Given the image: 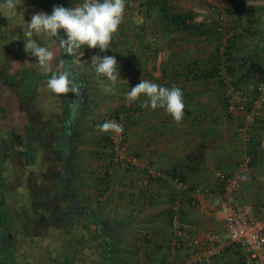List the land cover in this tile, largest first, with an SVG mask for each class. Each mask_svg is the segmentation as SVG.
Returning a JSON list of instances; mask_svg holds the SVG:
<instances>
[{
	"label": "crops",
	"instance_id": "0c3cea01",
	"mask_svg": "<svg viewBox=\"0 0 264 264\" xmlns=\"http://www.w3.org/2000/svg\"><path fill=\"white\" fill-rule=\"evenodd\" d=\"M125 3L123 22L107 53L116 57L120 79L114 94L105 93L103 99L125 118L124 162L113 163L106 175L102 174L107 190L103 191L104 199L98 207L89 204L92 210L82 205L80 209L87 211L83 219L67 208L64 198L58 207L56 197L55 217L65 224L57 231L46 227L48 212L44 207L33 209L35 217L27 214L28 218L22 211L0 217V264H57L54 256L71 254L70 245L64 244L74 243L70 238L64 242L61 236L74 230L85 236V241L78 240L81 249L73 259L75 264H167L170 260L176 264H245L241 249L229 241L226 218L231 203L223 194L218 175L233 172L250 154L253 162L244 176L248 179L243 181L236 201L251 205L256 215L264 210V109L251 126L250 141L244 142L237 124L228 116L213 69L215 62L225 59L220 48L226 46L236 84L250 93L259 88L258 77L249 79L243 64L255 61L264 69V0ZM164 11L192 16L193 20L187 21L190 28L173 26ZM222 14L226 20L220 33L217 26ZM240 30H244L242 34ZM141 79L182 90L185 115L180 124L164 109L153 111L141 107L140 101L126 99ZM261 81L264 84V78ZM104 83L110 85L107 78ZM44 146L43 150L48 147ZM60 152L58 149V155ZM131 156L137 157L133 166L126 163ZM36 182L39 187L41 179ZM204 188L210 192L194 193ZM14 189L13 193L19 194L16 186ZM18 198L25 197L17 195L19 206ZM25 201L24 207L32 208L34 204ZM176 201L180 203L184 237L182 248L174 253L171 205ZM78 204H82L80 200ZM10 206L6 201L4 211H10ZM48 236L54 237L53 243ZM90 238L96 247H91L94 253L84 256L83 249L88 247L84 243ZM192 245L201 260H192ZM95 248L99 252L95 253Z\"/></svg>",
	"mask_w": 264,
	"mask_h": 264
},
{
	"label": "rangeland",
	"instance_id": "374dc122",
	"mask_svg": "<svg viewBox=\"0 0 264 264\" xmlns=\"http://www.w3.org/2000/svg\"><path fill=\"white\" fill-rule=\"evenodd\" d=\"M81 3H83V0H58L57 2L58 6L62 5L64 8L75 7ZM31 9L34 14L43 12L51 15L47 7L43 4L31 7ZM4 16L3 13L0 16V19L4 18ZM26 21L27 20H24L23 24ZM4 30L5 29L0 30V71L3 73V76L12 73L18 68L43 72L37 67L36 58L31 56V53L25 51L24 44H22L19 39L13 41L12 38L6 36V31ZM11 30H9V33ZM61 35H63L64 39L67 38L63 31ZM35 38L40 46L47 47L54 52V58L59 55V48L56 47L57 43L54 42L53 39L43 35ZM20 47L22 48L20 49ZM101 53H104L103 56ZM107 53L108 51L101 52L99 49H88L87 46H82L75 58L77 62L74 66L78 71L76 73L80 74L82 77V88L83 91H85L84 98L79 100L81 103L78 104L79 107H77L78 115L75 116L74 114L76 110H71V113L73 114L72 128L70 131V133L72 132L71 136L73 138H71V140L73 141V146L71 151H69V154L71 155V160L69 162L71 164V169H65L68 170L67 179L71 178L72 183L71 185L69 184L71 189H68V191L73 193L75 197L73 202V206L75 207H81L84 205L86 208L91 209L89 204L98 207L100 203H102V199H104L103 191H105V193L107 191L104 189L106 182L102 180L101 176L102 174H105V171L107 172V169L109 171V169L113 167V163H119L116 161L113 152L111 142L112 133H102L97 127L98 125H102L106 120L114 119L117 123L121 119L118 109L115 108L116 106L111 107L109 106V103L103 100L105 98L103 87L106 85L104 83L106 78L102 77L103 75H98L95 72V65L91 64L93 56L104 57ZM1 58L6 63L9 61L7 66L2 64ZM54 62H57V59H53L51 64L53 65ZM249 79L254 78L249 77ZM217 81L223 90V83L221 80ZM259 84H262V82L260 81ZM257 89L258 88L253 90V93L249 92L250 96L257 95L255 94L258 93ZM25 92L26 90L24 87L19 88V86L14 83H4L0 80V97H2L0 98V131H3L0 132L2 133L0 134V163L1 161H6L7 163H10L11 161L13 163V165L3 163V166L6 167L7 170L6 175L10 177L7 185L9 190L8 193L5 194L4 200L10 201L11 206L9 207L10 211L8 210L7 212L0 209V217H10L13 213L20 211L27 212L26 217H28V215L30 217H35L36 212L33 211V209L37 211L39 207H44L46 212H48V219L44 220L46 227L53 231L56 229L55 231H57L59 227L65 225L61 220H58L55 217L57 208L55 207L54 202L56 200V195H59V184L57 181H53V178L55 177V174H57V168L51 167L49 164L45 166L42 164V161L44 158H46L47 161H50L46 155L53 154L55 157L56 154L54 153L58 154V151H54L55 148L48 152L42 150L45 147L44 145L51 147L52 142L57 137V133L53 134L48 129L52 124L51 121L54 119V116L58 115L60 112L61 114H64L62 113V104L60 102L62 100H59L60 97L63 96H58V99H56L54 97L56 95L52 93L45 83H41L39 89L36 91L33 89L34 94L31 97L23 96L22 94H25ZM7 132L21 136V139L27 143L34 140L33 142L39 150L38 153H40L37 160L34 162V159L30 156L26 159L24 154L19 157H14V155H12V148L21 150L22 147L17 143L5 141L4 135L8 134ZM40 155L42 156V160H40ZM55 158H57V156ZM38 162H40L41 165ZM60 167L63 169L62 166ZM39 178L41 179V183L38 187L36 179L38 181ZM93 178H95V180H93ZM42 180H46L47 183L45 181L44 183ZM43 183L44 185L42 187ZM15 186L17 188V191H15L16 193L23 195L27 201H30L32 205L34 204L32 208L24 207L25 205H23V203L26 201L25 199L22 200V198H18L21 200L19 206L15 203V198L19 195L13 193ZM45 193L46 197H44ZM79 200L82 204H78ZM40 201L41 204L39 203ZM43 201H45L44 205L42 204ZM63 201H65L68 208V200L63 199ZM29 207H31V205ZM61 214L62 212L60 213V216ZM8 223H10V221ZM37 223H39V220ZM2 232L3 230L0 229V233ZM74 232L71 234L70 232H65L64 234L66 235L61 237H64V242L70 238L72 239V242L76 244L69 242L64 244V242L58 241L60 245H70L69 252H71V254L64 253L61 256H54L57 264H75L73 259L78 255V249H81V245H77L78 240L80 241L83 239L82 242L85 241V236H81V232L78 230H74ZM53 238V236H48L49 243H53ZM112 238L114 239L116 237H113L112 235ZM84 244H87L88 246L85 248L83 247V250H85L83 252L84 256L88 252H93V248L91 247H96L91 238ZM94 251L95 253L99 252L96 248ZM57 253L61 254L59 252Z\"/></svg>",
	"mask_w": 264,
	"mask_h": 264
},
{
	"label": "clouds",
	"instance_id": "9594fccd",
	"mask_svg": "<svg viewBox=\"0 0 264 264\" xmlns=\"http://www.w3.org/2000/svg\"><path fill=\"white\" fill-rule=\"evenodd\" d=\"M3 6L9 11L16 9L15 0H3ZM126 10L125 0H83V3L64 8L54 6L51 15L43 12L32 15L31 22L27 24L24 32L25 51L36 58V65L43 72L52 71L51 62L54 52L47 47L40 46L34 39L36 36H46L58 42L59 47L72 58V64H76V56L82 46L88 49H99L106 52L110 49L118 29L123 22ZM63 30L66 39L59 33ZM91 64L95 65V72L103 75L110 82L105 86V93L114 94L115 85L120 79L119 65L115 56L105 55L103 58L93 56ZM64 60L60 61L59 69L52 72L47 81V87L57 96H66L69 93L81 96V89L75 83L74 72L65 69ZM125 82H127L125 80ZM128 83V82H127ZM143 97V99H141ZM129 102H141V107L153 111L164 109L173 119L180 124L185 115V103L183 92L178 87H163L152 81L141 79L126 94ZM102 133H123V127L113 120H106L97 126ZM247 180V177H241ZM218 202V201H217Z\"/></svg>",
	"mask_w": 264,
	"mask_h": 264
},
{
	"label": "built area",
	"instance_id": "2783aa9c",
	"mask_svg": "<svg viewBox=\"0 0 264 264\" xmlns=\"http://www.w3.org/2000/svg\"><path fill=\"white\" fill-rule=\"evenodd\" d=\"M226 20V15L222 14L219 18L217 30L223 33V24ZM243 33L242 30L239 31ZM220 53L225 56V59L219 62L217 78L223 83V98L226 104L228 116L237 124L238 133L244 142L250 141L249 133L251 126L255 122L257 115L264 109V84L259 85L257 95L250 96L249 92L237 85L234 75L229 68L230 64L227 62L226 46L220 48ZM221 56V57H222ZM125 118H121L117 123L123 127L122 134L112 133L111 142L116 161L124 162V145L127 140L126 122ZM114 121V119H111ZM137 157L131 156L127 165L133 166L136 164ZM253 159L250 154H247L239 162L237 169L231 173L218 175L219 183L222 186V191L227 200L231 203L228 208V215L226 218L229 241L237 245L244 255L245 264H264V210L258 215L253 214L251 205H241L236 201L238 194L243 186V179L250 170ZM201 192L209 193V188L196 189L195 194ZM192 205L195 206L194 196ZM171 225L174 231V243L172 250L176 253L183 246L184 231L181 222V211L179 201L171 205ZM213 241L214 237H209ZM214 242V241H213ZM192 260L199 261L202 256L199 254L197 247L190 246ZM175 257V256H174ZM167 264H176L170 260Z\"/></svg>",
	"mask_w": 264,
	"mask_h": 264
},
{
	"label": "trees",
	"instance_id": "16d2710c",
	"mask_svg": "<svg viewBox=\"0 0 264 264\" xmlns=\"http://www.w3.org/2000/svg\"><path fill=\"white\" fill-rule=\"evenodd\" d=\"M57 2H58V0H15L16 9L9 11L7 8H5L3 6V0H0V16L3 13L5 15L4 18L0 19V20H3V21H0V28H1L0 30L5 29L4 31H6V36L12 38L13 41H15L16 39H19V41L22 42V44H24V42L26 40V37L24 36V32L27 30L26 22H28V23L31 22V18L29 15H27L26 12L31 11L32 10L31 7L37 6L39 4H43L44 6L47 7L48 11L51 14L53 11V7L58 6ZM13 14L18 15V16L14 17ZM164 14L167 17L166 18L167 21H169L173 26L177 27L178 29H181V28L189 29L190 27L188 28L187 21L193 20V17L190 15H182V14H178L175 12L173 13V12H169V11H164ZM13 19H14V22H11ZM24 20H27V21L23 24ZM13 29H14V31H13ZM9 30H11L10 33H9ZM62 31L63 30H61V32L59 33L60 37H61ZM35 37H37V36L34 35L33 38L36 39ZM3 43H4V41H3ZM21 48L22 47H20V49ZM228 54H229V52L227 51V55ZM62 57H63L62 60H64V62H65L64 66L66 67V65L70 64L69 59L64 57V56H62ZM1 62L4 66H7L9 61L6 63L1 58ZM218 66H219V61L215 62V64H214L213 71H214L215 77H217ZM243 66L247 70L249 77H251V78L258 77L259 81H261L264 78L263 67L260 64L256 63L255 61H244ZM57 68H59V63L54 62L52 65V71H50L49 73L36 72V71H32L30 69H25V68H23V69L18 68L16 70H14L12 73L3 76V73L0 71L1 72L0 80H1V82H4V83L5 82L9 83V84L14 83L15 85H18L19 88L24 87L26 92H25V94H22V95L25 97H31L34 94L33 89H35V91L37 89H39L41 83H45L47 85V81H48V79H50L52 72L57 71L58 70ZM68 70H70V69H68ZM14 74H15V76H14ZM76 77H77V75H76ZM75 83L81 89V96L76 97L75 94L69 93L66 96L60 97L59 100H62V101H60L62 104V113H64V114H61V112L58 113V115H56L57 117H55V119L59 118L61 123L57 124V123L53 122L54 119H52V121H51L52 124L49 126V129H48L53 134L57 133V135L59 136V140H58L59 146H57V148H59L60 145L66 141L67 136H68L67 131L69 130V121L73 117V116H71L72 115L71 109H70L71 104L77 99L80 100L81 98H84L85 91H83V88H82L83 87L82 77L80 76L79 78H77V80L75 78ZM54 95H56V94H54ZM4 97H5V95H4ZM54 97L56 99H58L57 95ZM0 98H2V97H0ZM75 108H77V106H75ZM55 114H57V113H55ZM74 114H75V116L78 115L77 111H75ZM61 118H62V120H61ZM64 118H66V119H64ZM0 132H2V131H0ZM48 151H50L49 148L47 149V152ZM54 154H56V156L58 155L57 153H54ZM31 156L34 158L33 155H31ZM47 158L48 159L54 158V156H53V154H51V155L48 154ZM0 164H1L0 165V191H1L0 192V209H2V211H4V209L6 208V201L4 200V197H5V194L8 193V190H9L7 188V185H8L7 181L9 180L10 177L6 175L7 170H6V167L3 166L4 164L2 162ZM48 164L51 167H55L54 163H50V161H48ZM55 177H56V174H55ZM55 177L53 178V181H58V184L61 185L62 177H60V179H58V178L56 179ZM58 194L59 195H56V197H59V200L56 203H57V206L60 207V205L62 203V199H61L62 192L59 190ZM56 203L54 204L55 206H56ZM2 218H6V217L2 216L1 219ZM100 249H102V248H100Z\"/></svg>",
	"mask_w": 264,
	"mask_h": 264
},
{
	"label": "flooded vegetation",
	"instance_id": "af4514ba",
	"mask_svg": "<svg viewBox=\"0 0 264 264\" xmlns=\"http://www.w3.org/2000/svg\"><path fill=\"white\" fill-rule=\"evenodd\" d=\"M31 10V9H30ZM27 13V15H29L30 16V18L32 17V15H34V12L32 13V10L31 11H28V12H26ZM14 15V17H17L18 15H15V14H13ZM15 19V18H14ZM14 19L11 21V22H14ZM61 38H64L63 37V35H61ZM57 43V46L56 47H58L59 48V55L58 56H55V60L57 59V62H55V63H59L60 64V61L63 59V57L62 56H64V57H66V58H68L69 59V63L70 64H68V65H66V69H70L71 71H73L74 72V75H75V78H76V80H77V78H79L80 77V74H77L76 72H78L77 71V69H76V67L72 64V58L70 57V56H68L60 47H59V45H58V42H56ZM59 58V59H58ZM57 69H59V68H57ZM76 75H77V77H76ZM77 82V81H76ZM81 102L79 101V99H77V100H75L72 104H71V110L72 109H74V110H76V109H78V108H75V106H77L78 107V104H80ZM77 111V110H76ZM71 116H73V114L71 115ZM55 117H57V116H54L53 118H54V121L53 122H55V123H57V124H60L61 123V121H60V119L59 118H57V119H55ZM71 118V117H70ZM64 119H66V118H64ZM61 120H62V118H61ZM72 122H73V117L71 118V120L69 121V130L67 131V133H68V136H67V139H66V144H65V142L63 143V144H61L60 145V147L59 148H57V146H59V143H58V140H59V136L57 135V137H56V139H54V141L52 142V145H51V147H48L49 148V150L50 151H52V149H54V151H56V150H60L61 152H60V154L59 155H57V158H50V163H54V165H55V167L57 168V174H56V179L58 178V179H60V177H62V183H61V185H59V190L63 193L62 194V196L64 197V199H66V200H68V206L70 207V210L72 209L73 211H75V212H77V215H79L80 217H81V219H83L85 216L83 215V212H86L87 213V211H85L84 210V208L81 210L80 209V207H75V206H73V202H74V199H75V197H74V195H73V193H70L69 191H68V189L70 190L71 189V186L69 187V184L71 185V178H68L67 179V177H68V170H65V169H67V168H69V170L71 169V164L69 163L70 162V154H69V151H71V148H72V146H73V141L71 140V138H73L72 136H71V134H72V132L70 133V131H71V128H72ZM3 132V131H2ZM8 134H5L4 136H5V138H4V140L5 141H11V142H13V143H17L18 145H21V147H22V149L21 150H16V149H13L12 148V155H14V157H19V156H22L23 154H24V156H25V158L26 159H28L29 158V156H31V155H33L34 156V160L36 161L37 160V157H39V154L40 153H38V148L36 147V145H35V143L33 142L34 140H31L30 142H25L24 140H22L21 139V136H18V135H16L15 133H11V132H7ZM0 134H2V133H0ZM65 144V145H64ZM53 146V147H52ZM51 148V149H50ZM30 150H32V151H30ZM42 151H47V149H44V150H42ZM45 155H46V153H45ZM46 157H47V155H46ZM40 160H42V156L40 155ZM2 162V161H1ZM2 163H7L6 161L5 162H2ZM38 163H40V162H38ZM8 165H13V163L10 161V163H7ZM42 164L43 165H48V161H47V159L46 158H44V160L42 161ZM40 165H41V163H40ZM60 166H62V168L63 169H61V167ZM62 171H61V170ZM63 197H61V199H63ZM77 203V202H76ZM84 210V211H83ZM86 221V220H85ZM102 231V230H101ZM102 235V237L104 236V233H103V231H102V233H101ZM106 238H108V237H105V239ZM103 239H104V237H103Z\"/></svg>",
	"mask_w": 264,
	"mask_h": 264
}]
</instances>
